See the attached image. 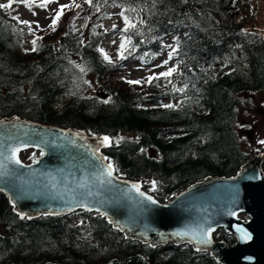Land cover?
Instances as JSON below:
<instances>
[{"label":"trees","instance_id":"1","mask_svg":"<svg viewBox=\"0 0 264 264\" xmlns=\"http://www.w3.org/2000/svg\"><path fill=\"white\" fill-rule=\"evenodd\" d=\"M16 5L0 7V119L17 115L108 136L105 153L115 172L142 182L161 202L208 176H233L264 154V133L253 141L246 133L252 121L241 118L264 93L255 0H78L54 31L34 36L29 51L27 30L11 16ZM115 7L125 47L116 59L103 50L106 60L100 51L106 32L97 23ZM168 37L171 66L128 83L129 65L155 68ZM21 156L32 162L37 154ZM71 215L22 216L0 193V264H105L134 255L150 264H220L188 244L127 239L100 213ZM215 239L236 240L222 228Z\"/></svg>","mask_w":264,"mask_h":264},{"label":"water","instance_id":"2","mask_svg":"<svg viewBox=\"0 0 264 264\" xmlns=\"http://www.w3.org/2000/svg\"><path fill=\"white\" fill-rule=\"evenodd\" d=\"M259 31L264 36L263 30ZM0 121L4 122L0 125V141L5 148L20 146L15 157L19 165L0 156V162L6 165L0 172L14 170V175L0 176V193L22 216L97 212L130 240L154 247L189 244L197 250H208L221 264H264V154L249 159L236 175L208 176L161 202L140 181L120 177L115 170L111 184L104 183L96 166L101 163L98 157H106L105 150L111 143L105 146L102 137L17 115ZM27 150L38 152L34 161L22 159L21 152ZM3 151L4 156L9 155ZM108 163L103 160V164ZM133 184L139 185V192ZM220 228L236 241L215 240ZM177 232L186 234L175 235ZM242 233L247 237L242 238ZM200 240L208 242L198 243ZM106 264L150 263L144 256L134 255Z\"/></svg>","mask_w":264,"mask_h":264},{"label":"rangeland","instance_id":"3","mask_svg":"<svg viewBox=\"0 0 264 264\" xmlns=\"http://www.w3.org/2000/svg\"><path fill=\"white\" fill-rule=\"evenodd\" d=\"M77 1L78 0H51L46 7H40L41 0H28V3H31V7H28L24 2H21V0H0V3L3 5L17 3V6L11 9V16L15 19L17 24L23 26L24 29L27 30L23 36V47L26 50H30L31 41L34 36H42L50 29L49 25L52 23V19L55 17L56 12L60 10L61 5H70V7L64 8L60 17L72 10L76 6ZM255 1L258 3L257 21L261 24L260 29H262L264 33V0ZM248 10L249 9L247 8V11ZM21 21H29L31 24V30L29 29L28 24L21 23ZM97 25L103 32H106L105 37L101 42V47L112 59H116L120 54V45L123 42L119 35V29L123 25L120 10L117 8H111L108 12V17L99 20ZM77 26L81 28L82 24L78 22ZM163 44L164 51L159 60L155 63L154 66L156 67H142L133 63L129 65L127 69V80L130 81L133 78L144 79L153 72H161L171 66L173 60L169 58V53H172V50L174 49V40L173 38L168 37L164 40ZM165 60L168 61L167 64L163 63ZM121 78L122 75H118L117 77H114V81L120 82ZM94 88H96V86H94ZM262 98L264 99V93L258 96V100L253 109L242 111L241 113V118L252 121L250 123L251 129H248L246 133L250 134V138L253 141L261 138L264 133V102H261ZM73 216L74 215H71V217Z\"/></svg>","mask_w":264,"mask_h":264},{"label":"snow or ice","instance_id":"4","mask_svg":"<svg viewBox=\"0 0 264 264\" xmlns=\"http://www.w3.org/2000/svg\"><path fill=\"white\" fill-rule=\"evenodd\" d=\"M21 2H24L28 7H31V3H28V0H21ZM51 2V0H41V3H40V7H46L47 4ZM89 2H91V0H89ZM186 2V0H185ZM77 7H79V5H76ZM0 7H10V4L9 5H0ZM66 7H70V5H61L60 7V10L56 12V15L55 17H53L52 19V23L49 25L50 28L53 29V31L55 30V25L57 24V22L59 21L60 19V16L62 15L63 13V9L66 8ZM125 20L127 21V17H125ZM143 23V21H141ZM21 23H24V24H28L29 25V29L31 30V24L29 21H21ZM115 27V26H114ZM127 29H125L126 31ZM33 45L36 44V41L33 40L32 41ZM121 49H123L125 47V44L122 42L121 45H120ZM33 51H35V47H33L32 49ZM101 53H103L104 55V58L107 60L109 59V57L107 56L106 53L103 52V49H100ZM173 51H175V49H173ZM171 55L172 53H169V58H171ZM121 58L123 59V54L121 53ZM164 64H167L168 61L165 60L163 62ZM83 70V69H82ZM174 71V69H169L167 72H162L159 74V76H169L171 74V72ZM158 77H148L147 78V82L151 83L153 79H156ZM128 83H136V84H139L141 83V81H128ZM181 91H183V89H181ZM109 101H104V103H108ZM163 107H167V108H172L174 107V105L172 104H168V105H163ZM4 122L3 121H0V125H2ZM79 135V134H77ZM9 139H11L12 137H8ZM101 142L102 144H104L105 146L109 145L111 143L110 141V138L108 136H104L101 138ZM119 141L117 140V143ZM259 143H262L264 144V141H259ZM26 146V145H25ZM38 146V145H37ZM0 149H3V150H6L9 152V155L7 156H4V151L3 150H0V156H3L4 157V160L5 161H9V162H13L15 164H20V161L18 158H15L16 157V153L20 150V146H16V147H8V148H5V145L2 141H0ZM98 152V149L96 150ZM141 151H145L144 149H142ZM41 155H44L43 152H41ZM93 155H95V152L93 153ZM98 159L101 161V163L96 166L97 167V170L98 172L100 173V175L102 177H104V183H107V184H111V177H112V173L114 171V168H113V165L109 162L108 164H103V160H106L107 158L106 157H98ZM0 168H6V165L3 163V162H0ZM7 175H14V170L9 173L7 170L4 171V172H0V176H7ZM155 181H152V184L155 185ZM132 187L134 189L137 190V192H139V185L137 184H133ZM140 196H143L144 194L143 193H139ZM88 195H91V193H88ZM148 200H151L152 198L151 197H147ZM153 203H155L153 201ZM211 229H208L207 232H210ZM186 233H180V232H177L175 233V235H185ZM207 234V233H206ZM247 237V233H242V238H246ZM208 241L207 240H200L198 241V243H207Z\"/></svg>","mask_w":264,"mask_h":264}]
</instances>
